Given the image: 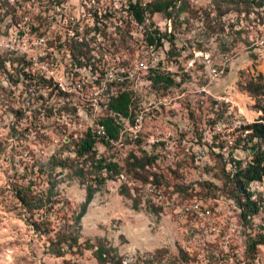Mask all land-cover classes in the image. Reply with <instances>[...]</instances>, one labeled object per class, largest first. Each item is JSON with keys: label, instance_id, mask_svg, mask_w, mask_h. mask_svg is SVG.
<instances>
[{"label": "rangeland", "instance_id": "obj_1", "mask_svg": "<svg viewBox=\"0 0 264 264\" xmlns=\"http://www.w3.org/2000/svg\"><path fill=\"white\" fill-rule=\"evenodd\" d=\"M134 1L141 23L126 0H0V264H264V176L238 181L262 148L250 126L264 123V88H247L264 84V0ZM122 91L128 117H114L120 131L105 142L95 128ZM87 128L96 141L80 160L101 156L118 171L102 170L78 246L56 256L58 225L32 230L12 183L50 156L73 158ZM57 190L67 215L83 202L77 179Z\"/></svg>", "mask_w": 264, "mask_h": 264}, {"label": "trees", "instance_id": "obj_2", "mask_svg": "<svg viewBox=\"0 0 264 264\" xmlns=\"http://www.w3.org/2000/svg\"><path fill=\"white\" fill-rule=\"evenodd\" d=\"M127 11L132 16L135 22L141 23L143 20V11L138 8L137 2H131L126 0ZM229 6H248V0H225ZM256 5L260 4L261 1L254 2ZM169 4L168 2H156L153 5V9L160 10L165 9ZM160 36L151 35L146 36V42L148 45L153 43H159ZM162 78L159 75L153 76L151 79L152 83L160 81ZM168 83L170 79H167ZM264 84L261 82H251L248 85V90L252 93H262ZM130 104V98L127 92H118L113 96H110L106 102V108L112 113V116H105L98 121V125L102 127L103 134L101 138L105 142L114 141L117 139L120 131V124L114 117H128V108ZM264 119V109L260 108ZM250 133L252 137L257 138L262 148L253 151V158L250 162H247L243 168L239 170L238 181L239 185L244 188L250 181L260 180L264 176V123L262 121H254L250 126ZM95 132L89 128L73 142V153L74 157H55L50 156L45 162H38L37 169L35 172L26 180V182L12 183L11 193L17 204L21 208V211L26 213L25 222L31 227L32 230L47 234L50 230L54 229L53 222H56L58 227L54 231L53 239L48 241V249L52 254L58 256L63 253L62 246H66L68 249L78 246V230H79V219L83 214L86 205L90 201L95 190L98 189L100 184L103 183L104 177L100 174L103 171L106 173L112 172L117 173L118 164L114 161H106L103 157H92L89 164L84 163V159H81L88 154H93V145L96 141ZM253 150V149H252ZM238 163V162H237ZM136 164V165H135ZM143 167V163L140 160L134 158L132 168ZM58 168L57 171L55 169ZM131 168V169H132ZM54 172V173H53ZM62 174V176H60ZM137 176L140 173L136 172ZM23 177V176H22ZM77 179L84 188V199L77 210L65 209L63 201H61L60 194L57 190V183L63 178ZM38 182L45 184L44 187L38 186ZM128 189V188H127ZM127 189L121 191L125 193L126 197H130ZM61 201V204H58ZM133 201V207L136 206V202ZM250 211L255 210L253 203H250ZM247 208H249L247 206ZM247 210L241 211V215L244 216ZM52 216V217H51ZM71 221V222H70ZM262 242V238L253 239L251 246ZM93 256L98 263L103 262L105 259V251L103 245L98 244L95 246Z\"/></svg>", "mask_w": 264, "mask_h": 264}, {"label": "built area", "instance_id": "obj_3", "mask_svg": "<svg viewBox=\"0 0 264 264\" xmlns=\"http://www.w3.org/2000/svg\"><path fill=\"white\" fill-rule=\"evenodd\" d=\"M95 132L99 133V134H103V130H102V127L100 125H97L96 128H95ZM191 208L194 207V206H190ZM190 208V209H191Z\"/></svg>", "mask_w": 264, "mask_h": 264}]
</instances>
